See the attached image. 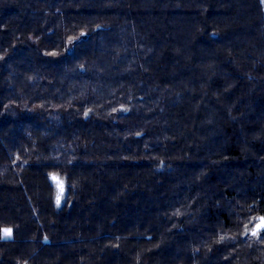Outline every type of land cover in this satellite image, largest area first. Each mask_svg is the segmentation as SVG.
Here are the masks:
<instances>
[{
  "label": "trees",
  "instance_id": "1",
  "mask_svg": "<svg viewBox=\"0 0 264 264\" xmlns=\"http://www.w3.org/2000/svg\"><path fill=\"white\" fill-rule=\"evenodd\" d=\"M259 217L263 0H0V264H264Z\"/></svg>",
  "mask_w": 264,
  "mask_h": 264
},
{
  "label": "snow or ice",
  "instance_id": "2",
  "mask_svg": "<svg viewBox=\"0 0 264 264\" xmlns=\"http://www.w3.org/2000/svg\"><path fill=\"white\" fill-rule=\"evenodd\" d=\"M258 219L261 221V224L258 225L257 228L251 231V235L257 236V237H259L261 232L264 231V217H259ZM11 235H12V229L0 230V236H3L4 238L11 237ZM244 235H248V232L246 231Z\"/></svg>",
  "mask_w": 264,
  "mask_h": 264
},
{
  "label": "rangeland",
  "instance_id": "3",
  "mask_svg": "<svg viewBox=\"0 0 264 264\" xmlns=\"http://www.w3.org/2000/svg\"><path fill=\"white\" fill-rule=\"evenodd\" d=\"M263 2H264V0H263ZM128 110V109H127ZM61 184L58 186V189L60 190L61 189ZM60 196V191H59V195H58V197Z\"/></svg>",
  "mask_w": 264,
  "mask_h": 264
},
{
  "label": "water",
  "instance_id": "4",
  "mask_svg": "<svg viewBox=\"0 0 264 264\" xmlns=\"http://www.w3.org/2000/svg\"><path fill=\"white\" fill-rule=\"evenodd\" d=\"M60 197H61V196H59V198H60ZM260 224H261V221L257 223V225L255 226V228H257V226L260 225Z\"/></svg>",
  "mask_w": 264,
  "mask_h": 264
},
{
  "label": "bare ground",
  "instance_id": "5",
  "mask_svg": "<svg viewBox=\"0 0 264 264\" xmlns=\"http://www.w3.org/2000/svg\"><path fill=\"white\" fill-rule=\"evenodd\" d=\"M254 226V225H253Z\"/></svg>",
  "mask_w": 264,
  "mask_h": 264
}]
</instances>
